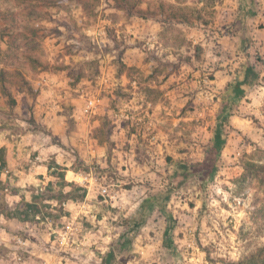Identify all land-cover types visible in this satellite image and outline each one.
Wrapping results in <instances>:
<instances>
[{"label":"rangeland","instance_id":"1","mask_svg":"<svg viewBox=\"0 0 264 264\" xmlns=\"http://www.w3.org/2000/svg\"><path fill=\"white\" fill-rule=\"evenodd\" d=\"M133 1L167 13L130 16L114 0H0V138L62 145L42 122L44 97L65 115V133L84 141L68 148L66 169L91 175L73 180L53 158L34 208L1 205L17 223L0 264L21 253L38 264H105L110 251L111 264H251L264 246V0H253L255 15L243 0ZM247 64L255 76L233 100ZM90 99L95 112L83 115ZM228 101L213 181L193 176L167 213L154 207L134 227L147 196L175 188L177 164L204 159Z\"/></svg>","mask_w":264,"mask_h":264},{"label":"crops","instance_id":"2","mask_svg":"<svg viewBox=\"0 0 264 264\" xmlns=\"http://www.w3.org/2000/svg\"><path fill=\"white\" fill-rule=\"evenodd\" d=\"M44 99L42 97L40 105H38L40 110L46 112L45 118L41 120L49 128H53V134L62 145L52 143L49 137L31 133L0 138V151L3 152V161L0 162V206L2 205L10 211H15L26 203H32L33 190H38L39 187L51 181L50 160L54 158L58 165L69 168L73 160L69 158L71 154L68 148L75 143L79 148L84 146L82 139H75L65 133L67 124L64 120L66 119L65 115L49 112V108L44 106L46 103ZM83 126L86 125L83 123ZM94 152L95 150H92V153ZM67 173L75 175L73 180H77L80 178L79 176L83 175L69 169ZM16 223L14 218L0 214V243H3L4 240L5 243L9 237L13 236L10 234L9 227H15ZM36 257H38L36 254L24 255V262L19 263L15 258L7 255V257H3L2 262L5 264H38Z\"/></svg>","mask_w":264,"mask_h":264},{"label":"trees","instance_id":"3","mask_svg":"<svg viewBox=\"0 0 264 264\" xmlns=\"http://www.w3.org/2000/svg\"><path fill=\"white\" fill-rule=\"evenodd\" d=\"M50 1L51 4L57 3L59 0H47ZM124 11L128 13L130 16L139 15L146 16L147 18H155L160 13H167L165 6L162 5L161 2L158 4V9L150 8L147 9L137 8V3L133 0H114ZM253 0H243L242 6L245 7L246 11L250 12L252 15H255V10L252 7ZM164 9V10H163ZM176 16V15H175ZM187 19V18H186ZM245 79L240 81L233 86L232 89V99L240 100L246 96L247 88L249 87V81L252 77L255 76L253 65L247 64L245 72ZM13 105H16L14 100L11 101ZM231 111V102L228 101L220 109V113L218 115V122L216 125V129L213 134V138L211 139L209 145L205 150V156L202 161L195 162L192 164H177L175 173H174V187L173 190H162L157 194H151L147 196V198L142 202L140 211L138 213V217H134L132 219V223L134 227H141L145 224L148 218V211L152 210L154 207H157L160 212L167 213L168 204L172 199L173 191L176 189L182 188L190 178L193 176L198 177L202 185H207L213 181L215 176L217 175L220 165L223 151L227 145L228 134V120L230 118ZM62 170H66V168H61ZM28 208H34L36 203H27L25 204ZM171 218V217H170ZM170 228L166 232V236H169ZM115 258L114 252H108L104 259L105 264H111L112 260ZM251 264H264V246L259 249L257 254H255L251 259Z\"/></svg>","mask_w":264,"mask_h":264},{"label":"built area","instance_id":"4","mask_svg":"<svg viewBox=\"0 0 264 264\" xmlns=\"http://www.w3.org/2000/svg\"><path fill=\"white\" fill-rule=\"evenodd\" d=\"M96 102H97L96 100L90 99L88 101V104H86V106L84 107L83 115H88V114L91 115V114H93L95 112V109L93 107L95 106ZM37 160H38V158H37ZM88 177H91V175H86V176L82 175L80 180L86 181V180H88ZM103 193L106 194L107 190L104 189ZM65 241H66V237L64 236L61 242L64 244ZM16 242L18 243L19 248H22V249L24 248L25 245H27V241L26 240H22L21 238H16ZM23 256L24 255L22 253L21 254H15L16 261L22 262L23 261Z\"/></svg>","mask_w":264,"mask_h":264}]
</instances>
